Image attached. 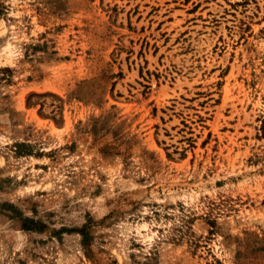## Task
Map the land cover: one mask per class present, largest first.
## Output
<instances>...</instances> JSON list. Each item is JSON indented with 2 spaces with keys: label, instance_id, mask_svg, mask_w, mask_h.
I'll return each mask as SVG.
<instances>
[{
  "label": "rangeland",
  "instance_id": "374dc122",
  "mask_svg": "<svg viewBox=\"0 0 264 264\" xmlns=\"http://www.w3.org/2000/svg\"><path fill=\"white\" fill-rule=\"evenodd\" d=\"M149 253L264 264V0H0V264Z\"/></svg>",
  "mask_w": 264,
  "mask_h": 264
},
{
  "label": "trees",
  "instance_id": "16d2710c",
  "mask_svg": "<svg viewBox=\"0 0 264 264\" xmlns=\"http://www.w3.org/2000/svg\"><path fill=\"white\" fill-rule=\"evenodd\" d=\"M23 152H26V151H23ZM87 227H88V225H85L82 229H81V233H82V235H83V242H84V244L85 245H87V244H89L90 242V234H89V232L87 231ZM146 258H147V260H148V264L149 263H151V264H157L156 262H154L153 260L155 259V253L154 254H152V253H149V254H147L146 255ZM127 264H129V263H127ZM134 264H136V263H134Z\"/></svg>",
  "mask_w": 264,
  "mask_h": 264
}]
</instances>
